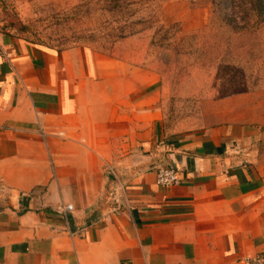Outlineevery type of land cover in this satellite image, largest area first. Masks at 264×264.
<instances>
[{
  "label": "crops",
  "instance_id": "0c3cea01",
  "mask_svg": "<svg viewBox=\"0 0 264 264\" xmlns=\"http://www.w3.org/2000/svg\"><path fill=\"white\" fill-rule=\"evenodd\" d=\"M132 73L0 31V264L264 254L262 133L225 123L168 135L156 76ZM158 166L175 167L179 182L157 185Z\"/></svg>",
  "mask_w": 264,
  "mask_h": 264
},
{
  "label": "rangeland",
  "instance_id": "374dc122",
  "mask_svg": "<svg viewBox=\"0 0 264 264\" xmlns=\"http://www.w3.org/2000/svg\"><path fill=\"white\" fill-rule=\"evenodd\" d=\"M230 2L239 17L226 23L219 0H0V31L152 74L164 133L250 124L264 155V12Z\"/></svg>",
  "mask_w": 264,
  "mask_h": 264
},
{
  "label": "built area",
  "instance_id": "2783aa9c",
  "mask_svg": "<svg viewBox=\"0 0 264 264\" xmlns=\"http://www.w3.org/2000/svg\"><path fill=\"white\" fill-rule=\"evenodd\" d=\"M106 172L111 173L112 170L109 167H106ZM155 182L160 187H169L179 182L178 170L173 166H158L155 173ZM111 190L121 192L123 190L122 185H116L111 188ZM121 195V194H120ZM114 201L118 202L117 195L113 196ZM61 211H67L72 209L71 204L61 205ZM246 264H264V254L256 255L252 258L246 259Z\"/></svg>",
  "mask_w": 264,
  "mask_h": 264
},
{
  "label": "trees",
  "instance_id": "16d2710c",
  "mask_svg": "<svg viewBox=\"0 0 264 264\" xmlns=\"http://www.w3.org/2000/svg\"><path fill=\"white\" fill-rule=\"evenodd\" d=\"M121 2V5H126V7H131L134 4L138 3L139 0H115V2ZM229 0H219V4H217L216 6V10H218L219 14L222 16L223 20L226 21V23H229L230 21H236V18L239 17L237 15H239L236 12V7L230 3H228ZM250 4H251V9L253 10V12L255 11L254 15H261L264 12V0H250ZM223 2V3H220ZM142 21L141 20H137L135 22H132L131 24H141ZM130 30L128 32V34H133L134 32V28L133 25L130 26Z\"/></svg>",
  "mask_w": 264,
  "mask_h": 264
}]
</instances>
